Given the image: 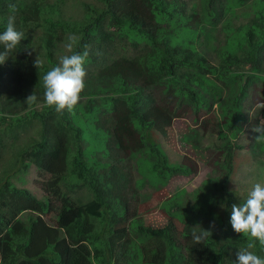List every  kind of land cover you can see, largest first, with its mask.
Returning a JSON list of instances; mask_svg holds the SVG:
<instances>
[{
	"label": "trees",
	"instance_id": "1",
	"mask_svg": "<svg viewBox=\"0 0 264 264\" xmlns=\"http://www.w3.org/2000/svg\"><path fill=\"white\" fill-rule=\"evenodd\" d=\"M244 1L247 2L231 0L235 5ZM101 3V8L85 4L83 16L69 21L55 17L57 10L44 0H0V11L7 9L15 15L19 29H40L48 62L41 70L34 66L27 39L0 64V147L4 146L3 141L15 143L33 124H39L38 139L32 136L24 143H16L14 160L0 174V264H237L236 253L253 238L234 231L230 212H224V219L221 214V228L201 244L192 239L190 205H172L167 209L170 218L157 223L151 216L144 225L134 219L140 205L139 201L127 198L128 178L123 166L111 164L107 170L91 166L84 160L82 143L93 132L89 119L94 109L104 106L96 121L98 128L111 120L113 124L131 126L132 131L126 127L123 133H140L138 148L122 133L119 141L126 151L147 147L152 160L142 172L145 179L157 184L164 174L188 173V168L170 165L155 141L158 132L166 137L174 117L169 113L173 106L158 104L145 92L161 91L174 97L176 105L194 106L193 111L197 112L200 106L212 103L209 99L216 95L215 92L204 97L202 91L217 84L218 95H225L224 101H218L219 106L227 108L225 124L219 127L220 143L212 159L214 168L201 181L205 191L199 195V201L210 194V205L203 209L206 215L219 204L231 206L237 164L248 159L239 153L243 145L235 142L244 118L240 102L247 96L248 86L256 82L253 73L264 71V5L238 28L243 31L241 42L233 40L229 46L230 38H224L216 49L218 62L213 64L193 47L195 28L190 20L195 12L186 14L183 7L177 9L178 2ZM13 4L15 13L10 11ZM202 5L205 21L215 26L222 1L203 0ZM7 18H0V32L5 30ZM118 30L143 40L144 50L133 57L117 58L102 52V42L110 44L119 35ZM71 34L80 38L75 51L83 52L84 46H88L86 64L96 66L93 76L102 88H86V101L61 114L44 101L43 76L58 64L54 57L57 43ZM243 64H249L246 71L241 69ZM33 93L37 102L29 104L26 98ZM90 94L110 95L98 105H88ZM39 103L41 109L35 107ZM29 165L39 176L34 183L40 195L11 182V173ZM71 174L77 185L86 186L91 198H72L62 189L64 183L71 184ZM143 181L138 186L144 185ZM26 210L36 215L21 218ZM178 223L182 225L180 229ZM130 230L133 237L126 236ZM253 242L256 247L252 251L264 257V245L258 240Z\"/></svg>",
	"mask_w": 264,
	"mask_h": 264
},
{
	"label": "rangeland",
	"instance_id": "2",
	"mask_svg": "<svg viewBox=\"0 0 264 264\" xmlns=\"http://www.w3.org/2000/svg\"><path fill=\"white\" fill-rule=\"evenodd\" d=\"M22 1L28 2L31 0ZM44 1L57 10L58 14L55 17L61 16L62 19L69 21L78 20L83 16L85 4H94L98 8L102 7L101 0ZM168 1L173 5L175 2H178L177 9L183 7L186 14H193L195 12L194 19L190 20L191 26L195 28L193 47L195 51L213 64L218 62L216 49L223 43L224 38H230L227 42L229 46L232 45L233 40L241 42L243 40V31L238 28L249 18L255 16V13L261 10V6L264 5V0L262 2L259 0H247V2L244 1L240 5L233 4L231 0H221L223 6H219V14L216 15L218 18L217 24L212 26L205 21L206 13L202 5L203 0ZM224 6L225 8H223ZM1 11L0 18L12 15L7 9L2 8ZM16 25L17 17L15 16ZM16 28L18 31L24 32V40L28 39L31 44L32 62L38 57L42 61L41 66L44 64L48 66L40 29H31L29 27L19 29L17 26ZM174 29L175 27H173ZM118 32L119 35H115L110 44H103V42L101 44V51L111 55L110 58L133 57L144 50L145 42L143 40L138 37L136 38L133 34L120 30ZM66 43L67 40H62L55 47L54 57L57 63L61 55L67 54L64 48ZM86 67L91 70L92 77L96 73V66L90 64ZM248 67L249 64H243L241 69L242 71H246ZM41 69L39 68V70ZM253 74L256 82L248 86L247 96L243 97L240 102V113L243 114L244 118L241 121L242 129L235 139L236 143L243 145V148L239 151L240 155L243 156V159L245 157L248 159L237 164V170L232 178L235 197L231 206L225 208L226 205L219 204L214 207L212 215H206L203 214V209H206L207 205H210V194H206L204 197L205 202L199 201V195L205 191L202 188L201 181L214 168L212 159L213 154L217 151L216 147L220 143L218 138L219 127L225 124L224 113L227 108L218 104V101L221 99L224 101L225 95L224 93L218 95V90L216 89V83L218 82H214L216 85H209L202 91L204 97H211L215 92L216 95H213V100L209 99L211 102L213 101L212 103L205 107L200 106L197 112L193 111L195 109L194 106L188 107L185 104L176 105L174 97L170 95L165 96L161 91L154 92V90H148V92H145V94H151L154 102L161 105L168 104L169 106H173V108H170L169 113H173L174 117L171 126L167 128L166 137L156 133L155 140L159 143L161 149L163 148L166 152L167 155L165 154V156L167 161L169 160V164L188 168L190 169L188 173L164 174L160 177L157 184L145 179L142 172L147 169L148 164L152 160L149 157L151 154L147 147L142 146L135 151H126L124 145L119 141L122 139L120 137L122 133L131 142L133 147L136 146L138 148L141 146L137 142L140 133L131 134L127 131L123 133V129L126 127L132 131L131 126L123 123L113 124L111 120L98 128L96 121L102 113L104 106L96 107L90 116L89 121L93 132L83 141L85 162L95 168L105 170L109 169L111 164L123 166L128 178L127 191L129 195L127 198L130 201H139V213L134 219L139 220L142 224L145 225L148 222L147 216L149 219L151 216H154L157 219V223H163L166 218H170L167 209L172 205L179 204L181 206L190 205L191 207L190 211L192 214L189 218V225H194L195 227L199 224L203 228L208 229L210 223L215 221L216 230H218L221 228L219 224L221 214L224 219V212L231 213L234 204L239 206L243 203L244 201L242 200L247 199L248 193L255 183H264V141L257 142L254 137L258 136L259 133L253 131V128L264 120V71ZM94 81L98 88H102L95 77ZM218 84L220 85V83ZM98 101V97L93 98L94 104L98 103ZM35 107L41 109V104L39 103ZM107 109L108 106L106 105L105 110ZM133 125L136 128V125ZM38 128L39 124L35 123L23 132L15 143L11 141L2 142L4 146L0 147V174L3 170L8 169L9 165H11L10 163L14 160L13 149L15 144L24 143L32 136H38L36 133ZM35 171L36 169L33 165H29L26 168L18 170L16 173L13 172L15 176L13 177V173H11V182L16 186L25 187L40 195L34 183V180L39 177ZM68 178L72 185L64 183L65 186L62 185V189L72 198H80L83 201L91 198L90 191L84 184L77 185L76 177L73 174ZM141 179L144 180V185L138 186L137 183ZM35 215V212L26 210L20 214V217L26 220L29 216L33 217ZM181 227L182 225L178 223L177 228L180 229ZM126 236L133 237V231L130 230Z\"/></svg>",
	"mask_w": 264,
	"mask_h": 264
},
{
	"label": "clouds",
	"instance_id": "3",
	"mask_svg": "<svg viewBox=\"0 0 264 264\" xmlns=\"http://www.w3.org/2000/svg\"><path fill=\"white\" fill-rule=\"evenodd\" d=\"M10 11L15 13L16 6L14 4L10 5ZM24 39V32L18 31L15 27V15H9L5 30L0 32V48L3 49L0 51V64L6 62ZM79 39L75 34L67 37V43L64 45L67 54L61 55L58 64L43 76L44 101L57 113L62 114L65 109L72 111L80 101H86L87 96L83 94L85 89L91 90L96 87L94 77H91V70L86 67L89 57L88 46H84L83 52L74 50L79 47ZM33 64L39 69L42 61L37 57ZM108 95L110 94H90L88 105L94 104L93 98L96 97L99 99L96 103L98 105ZM37 99L33 93L26 98V102L34 104ZM253 131L259 133L254 137L257 142L264 141V120L254 127ZM158 134L160 133L158 132ZM230 222L236 233L250 236L253 240H258L261 245H264V183H255L249 191L247 199L239 206L235 204L232 206ZM197 228L200 229L199 232L196 231ZM215 230V221L210 223L208 229L197 224L193 227L192 239L196 244L204 243L209 237H212ZM253 240H250L245 248L236 253L237 264H264V257L252 251L256 247Z\"/></svg>",
	"mask_w": 264,
	"mask_h": 264
}]
</instances>
